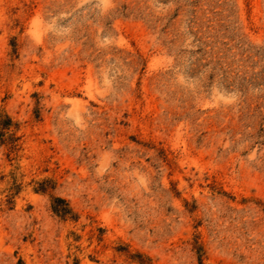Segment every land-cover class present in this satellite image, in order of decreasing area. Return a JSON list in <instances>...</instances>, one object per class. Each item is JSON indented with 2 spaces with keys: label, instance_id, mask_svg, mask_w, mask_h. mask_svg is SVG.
<instances>
[{
  "label": "rangeland",
  "instance_id": "1",
  "mask_svg": "<svg viewBox=\"0 0 264 264\" xmlns=\"http://www.w3.org/2000/svg\"><path fill=\"white\" fill-rule=\"evenodd\" d=\"M0 264H264V0H0Z\"/></svg>",
  "mask_w": 264,
  "mask_h": 264
}]
</instances>
